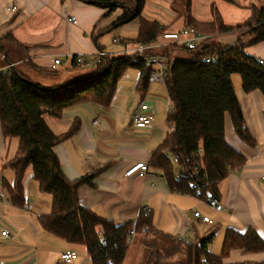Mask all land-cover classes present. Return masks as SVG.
I'll return each mask as SVG.
<instances>
[{
  "label": "trees",
  "instance_id": "obj_1",
  "mask_svg": "<svg viewBox=\"0 0 264 264\" xmlns=\"http://www.w3.org/2000/svg\"><path fill=\"white\" fill-rule=\"evenodd\" d=\"M82 1L106 8V14L121 9V15L109 28L136 21L138 34L131 43L147 46L146 55L166 58L164 86L171 104L166 115L170 130L153 151L149 163L161 171L171 191L216 203L219 184L246 161L225 140V115L230 117L240 140L251 147L256 143L244 123L232 76L240 77L245 93L259 90L264 97V65L245 51L246 47L264 41V5L252 7L251 17L245 23L228 25L214 3L210 6L211 20L202 22L192 15V0H172L170 9L176 19L183 21V27H191L204 36L195 49L189 50L176 43L152 47L168 27L144 17L146 0ZM221 35H235L236 41L221 44L217 40ZM29 51V47L10 33L0 38V127L4 139L18 140L13 158L4 165L13 172L14 179L11 184L3 180V189L14 206L24 207L22 181L26 168L31 167L40 192L52 198L50 211L37 216L40 228L67 244L84 247L92 264H123L130 229H134L135 235L148 238L155 231L152 215L142 211L134 223L117 224L83 206L78 188L93 186L98 171L70 180L63 173L54 151L57 144L77 131L79 122L73 121L66 132L56 134L46 117L59 119L65 109L79 103L108 107L118 82L129 69L138 71L135 89L143 95L151 81V69L140 60L133 62L136 55H104L83 71L72 58L71 69L77 75L44 84L39 78H56L59 72L36 65ZM204 58L209 61L202 62ZM166 151L178 155L183 171L170 162ZM216 233L217 229L211 227L193 241L184 240L182 254L175 259L167 258L157 244L152 245L140 264H264V260L222 261L232 250H242L245 254L264 252V241L252 228L240 232L227 227L220 251L214 253L208 247ZM161 235L182 241L180 237ZM142 241L149 245L146 239Z\"/></svg>",
  "mask_w": 264,
  "mask_h": 264
},
{
  "label": "crops",
  "instance_id": "obj_2",
  "mask_svg": "<svg viewBox=\"0 0 264 264\" xmlns=\"http://www.w3.org/2000/svg\"><path fill=\"white\" fill-rule=\"evenodd\" d=\"M171 2L172 0H146L144 17L167 26L170 31L181 29L183 21L176 19L175 13L170 9ZM253 2L254 0H238L236 4L242 8L249 7L250 4L252 8L255 7ZM212 3L218 8L224 23L234 25L242 21L234 18L230 22L226 19L220 5L225 3L229 6L230 3L211 0L209 8ZM9 6H15L16 11H8ZM193 7L192 2L191 11L195 19L202 22L211 20V17L205 19L196 14ZM106 13V8L82 0H0V38L10 33L22 45L30 48V58L40 67L52 68L53 60L60 59V65L54 68L59 73L56 78L49 80L61 82L78 74L71 69V60L75 55L94 57L98 50L104 51L108 56L133 53L137 45L131 41L137 37L138 23L133 21L111 29L109 27L122 11L116 9ZM245 14L243 19L248 20L250 11H245ZM70 17H74L76 22L72 23ZM114 39H118V42ZM217 40L224 45L233 44L236 36L221 35ZM159 42L163 41L160 39ZM245 51L264 60V41L246 47ZM63 66L65 72L60 69ZM137 78V70H127L118 82L108 107L91 102L79 103L65 109L53 126L48 124L54 133L61 134L68 130L73 121L79 122L77 131L57 144L54 151L63 173L70 180L98 171L93 186L82 185L78 188L80 203L117 224L128 221L134 223L140 212L149 209L155 230L173 237H187L186 240H195L211 227L217 230L222 227L223 234L227 227L240 232L250 227L264 241L262 93L259 90L245 93L241 88L240 77L232 76L244 123L256 143L251 147L240 140L234 132L230 117L225 115V140L246 161L240 169L231 171L219 184L220 194L216 203L222 208L216 211L205 201L190 194L171 191L161 171L150 165L153 151L162 143L169 130L164 110L168 96L164 83L153 80L149 82L145 93L140 95L135 89ZM146 104L153 105L156 109L154 121L147 128L136 129L132 124V115L147 110L146 107L143 108ZM17 145L16 138L4 139L0 127V264H92L84 247L67 244L38 225L37 216L50 211L52 198L49 194L40 192L31 167L26 168L22 181L24 207L14 206L10 202L2 181L10 184L13 182V172L4 168V165L13 158ZM139 162L148 164L145 175L126 177L125 171ZM199 205L209 207L220 215V219L212 220L198 209ZM194 211L208 216L210 222L204 223L196 219ZM4 229L9 231L6 236L1 235ZM65 250H74L78 256L70 263H64L60 259V253ZM262 260L264 252L245 254L242 250H232L222 261L235 263Z\"/></svg>",
  "mask_w": 264,
  "mask_h": 264
},
{
  "label": "built area",
  "instance_id": "obj_3",
  "mask_svg": "<svg viewBox=\"0 0 264 264\" xmlns=\"http://www.w3.org/2000/svg\"><path fill=\"white\" fill-rule=\"evenodd\" d=\"M16 7L15 6H9L7 8L8 11L14 12L16 11ZM69 20L72 23H75V18L74 17H70ZM204 36H202L200 33H198L197 31H195L193 28L191 27H183L179 30H175V31H166L161 35V40L163 42H156L155 44L152 45V47H157V46H163L166 45L168 43H176L177 45H181L189 50H193L196 47V44L199 40L203 39ZM115 42H118V39H114ZM156 44H158L156 46ZM122 46H124V48L126 49L125 45L122 44ZM147 46H142V45H137L136 48L134 49L133 53L130 55H136V57L133 58V62H138L139 60L145 63L146 67H149L151 69V74H150V79L153 81H161L162 83H164V78H165V74H166V58L161 57L159 55H155V54H149L146 55L144 53V51L147 49ZM106 55L104 51L102 50H98L95 54L94 57H86L85 55L82 54H78L75 55L73 57V59L75 60L76 64L82 66V67H91L95 61H98L100 59V57ZM202 62H207L209 61V59L204 58L201 59ZM61 61L60 59H54L53 63L51 65L52 68H55L57 65H60ZM260 63L262 65H264V60H260ZM147 110H143L142 112H138V113H134L132 115V124L134 125V128L136 129H144L149 127L153 121H154V115H155V107L153 105L149 106V105H145L143 108H145ZM171 108V104H170V100L167 97L166 102H165V114L167 115L170 111ZM97 123V121L95 122ZM170 130V128H169ZM168 130V132H169ZM166 157L169 158L170 162L176 167L178 168V170L183 171V167L180 166L179 164V158L178 155L176 153H170L169 151H166ZM148 169V164L146 162H139V163H135L133 165H131L124 173V175L126 177H129L131 175L137 174L138 176L142 177L145 175L146 171ZM212 209L216 210V211H220L221 210V205L211 202V201H205ZM144 212L148 213L149 209H145ZM193 216L196 219H199L200 221L204 222V223H208L210 222V219L208 216L202 215L200 212L198 211H194L193 212ZM9 234V231L7 229H4L3 231H1V235L2 236H6ZM135 236V231L134 229H130L128 236L126 238V242L127 243H131L133 241V237ZM103 242V241H102ZM78 256V254L74 251V250H65L62 253H60V259L64 262V263H70L71 261H73L74 259H76V257ZM202 264H209L207 262H204Z\"/></svg>",
  "mask_w": 264,
  "mask_h": 264
},
{
  "label": "rangeland",
  "instance_id": "obj_4",
  "mask_svg": "<svg viewBox=\"0 0 264 264\" xmlns=\"http://www.w3.org/2000/svg\"><path fill=\"white\" fill-rule=\"evenodd\" d=\"M204 1H206L207 3H204ZM210 1L211 0H192L194 6L193 7L194 12L199 16H201L202 18L209 19L211 17V12L209 8ZM236 2H238V0H233L229 6L223 3L222 5H220L221 9L223 10V13L225 14L226 19L228 21L231 22V20L237 18L238 20H242L240 21V23H245L247 20L243 19V16L246 15L245 11L247 13L250 11L251 13L250 4L249 7L242 8L238 4H236ZM253 4L255 7H261L264 5V0H254ZM236 12H238L239 14H236ZM242 29L243 28H241L240 30ZM60 69H62V71L65 72V66L61 67ZM81 69L82 71L86 70L84 69V67H82ZM40 81L44 84L51 82V80L49 79L45 80V78H40ZM46 120L50 126H53V123L56 121V119L51 117H46ZM188 202L192 203V201H188ZM209 207L199 205L198 209L206 213L212 220L214 221L219 220L220 215H218L216 212L211 210L210 209L211 207L210 208ZM190 210H191L190 214H192L193 209L191 208ZM223 230L224 229L222 227H219V229L217 230V234L214 240L212 241V244L210 245V249L214 253L220 251V246L223 238ZM166 237H167L166 235H161V233H159L157 230L152 231L148 236V238L144 237L142 234L139 235L136 234L133 242L130 243L128 246L127 254H126L127 258L124 264H140L141 262H144L149 253V250L151 249V247H153L152 245H156V244L157 246H159L160 251L166 254L167 258H173V259L178 258L179 255L182 254L183 246H184L183 241L186 240L187 237L186 238L181 237L182 241L172 240L171 238L168 237L166 238ZM144 239L148 241V243L146 241L145 243L149 245L143 243L142 240ZM188 241H193V240H188Z\"/></svg>",
  "mask_w": 264,
  "mask_h": 264
}]
</instances>
